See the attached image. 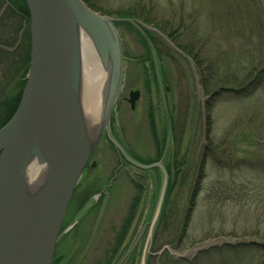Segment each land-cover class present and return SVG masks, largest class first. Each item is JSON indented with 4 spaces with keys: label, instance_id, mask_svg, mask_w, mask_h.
Listing matches in <instances>:
<instances>
[{
    "label": "rangeland",
    "instance_id": "1",
    "mask_svg": "<svg viewBox=\"0 0 264 264\" xmlns=\"http://www.w3.org/2000/svg\"><path fill=\"white\" fill-rule=\"evenodd\" d=\"M94 1L110 10H129L134 15L129 19L147 26H154L144 22L147 17L160 23L172 22L177 32L175 42L187 45L189 54L195 52L208 90L221 91L208 102L198 100L183 58L154 33H148L154 46L150 53L140 30L127 22L114 23L123 66L110 132L132 155L157 160L168 126L163 94L172 119L166 151L178 167L171 169L170 194L165 198L152 250L169 243L182 251L206 237L226 235L264 239V0H231L226 21L224 15L213 12L223 7H217L220 1L226 0ZM179 21L180 28L175 25ZM20 28V17L6 13L0 20V42L12 46ZM29 47L27 25L16 52L0 51L2 102L13 105L25 83ZM154 62L163 78L160 87L149 75ZM132 89L140 92L134 109L125 99ZM201 106L209 121V154L202 147ZM8 112L7 107L0 108V117ZM90 155L95 165L87 163L68 202L52 264H105L134 201V215L118 251L122 257L137 240L133 257V264H137L160 188L159 173L155 178L151 172L127 165L104 134ZM119 163L123 166L117 172ZM198 182L199 191L191 198ZM104 200L108 205L97 230L94 222ZM254 245L231 248L222 244L197 253L191 260H172L164 253L160 264H264L260 263L264 250ZM155 263L154 257L148 259L147 264Z\"/></svg>",
    "mask_w": 264,
    "mask_h": 264
},
{
    "label": "water",
    "instance_id": "2",
    "mask_svg": "<svg viewBox=\"0 0 264 264\" xmlns=\"http://www.w3.org/2000/svg\"><path fill=\"white\" fill-rule=\"evenodd\" d=\"M24 1L29 14V65L19 103L0 128V264H51L67 204L102 132L127 163L137 169L157 168L160 172V188L139 264H145L149 254L160 256L164 251L175 259L191 260L197 253L222 244L264 245V239L218 236L196 242L182 251L164 245L150 253L168 175L162 159L150 164L139 163L125 153L110 133V116L122 76V54L114 23L128 22L157 34L170 49L186 58L197 99L205 101L210 95L202 97L193 61L155 28L135 19L102 15L83 0ZM78 30L88 35L102 66L108 71L100 101V121L92 140L84 131L77 94L80 80ZM138 96L137 90L129 91L127 101L131 109ZM201 110H204L202 106ZM32 161L43 166L44 175L42 184H35L30 194L26 180ZM101 215L102 211L95 228Z\"/></svg>",
    "mask_w": 264,
    "mask_h": 264
},
{
    "label": "trees",
    "instance_id": "3",
    "mask_svg": "<svg viewBox=\"0 0 264 264\" xmlns=\"http://www.w3.org/2000/svg\"><path fill=\"white\" fill-rule=\"evenodd\" d=\"M7 3H8V5L10 6V8H7L6 9V13H8V12H10V13H12V15H14V17H20V19H21V24H22V20L23 19H25V18H28V11H27V8H26V5H25V2H24V0H5ZM91 9H93L94 11H97V12H99L100 14H102V15H107V16H123V17H125V18H128V17H134V15H133V13L132 12H129V10H119V9H117V10H110V9H108V8H105L104 6H102V5H98L97 3H96V1H94V0H92V2L90 1V0H83ZM230 1L231 0H226L225 2H222V1H220L219 3H218V5L219 6H217V7H220L221 5H223V7H221L220 9H214V14L215 15H224L226 18H224L225 19V21L227 20V16H228V14L231 12V7H230V5H231V3H230ZM1 3H2V1H1ZM221 4V5H220ZM141 17V16H140ZM169 17H171V14L169 15ZM144 20V22H146L147 23V21L149 22L148 24H153L154 26H152L153 28H155V29H157V30H159L160 32H162L178 49H180L185 55H187L192 61H193V65H194V69H195V71H196V74H197V76H198V83H199V85L202 87V90H203V94L204 93H206L205 95L206 96H208V95H210V97L207 99V102L212 98V97H214V96H216V95H218L219 94V92H221L220 90L218 91V93L215 91L214 92V89L213 90H208V84L207 83H205V81H204V79L202 78L203 77V73H202V69H199V67H200V62H199V60L197 59V57L195 56L196 54H195V52L193 53V55H191V54H189V49L187 48L188 46L186 45V46H181V45H179V44H177L176 42H175V37H177L176 35H177V32H175L174 31V28L172 27V22H169V21H167V20H164V22L163 23H160L159 21H157V20H155V18H153V19H151V18H146V19H143ZM168 22L170 23V25L168 24ZM164 23H167L166 25L164 24ZM130 24V23H129ZM132 25V24H131ZM175 25L178 27V28H180V25H181V22L179 21L178 23H175ZM132 27L135 29L136 27L134 26V25H132ZM137 29V28H136ZM135 29V30H136ZM139 33V32H138ZM144 33L145 34H142L143 35V39H145V41H146V43H147V45H148V48H149V50H150V53H151V48H154V46H153V44L151 43V38H150V36H148L149 34L148 33H154L153 31H150V30H144ZM139 34H141V32L139 33ZM155 34V33H154ZM157 35V34H156ZM159 37V36H158ZM163 41V40H162ZM206 41V40H205ZM164 42V41H163ZM165 43V42H164ZM166 44V43H165ZM150 45H151V47H150ZM166 46L169 48V46L166 44ZM170 49V48H169ZM171 51H173L172 49H170ZM174 52V51H173ZM176 53V52H175ZM178 54V53H177ZM179 55V54H178ZM181 58H183L186 62H187V60H186V58H184V57H182L181 55H179ZM24 58L27 60V58L25 57V55H24ZM187 66H188V62H187ZM253 68V67H252ZM149 70H150V72L151 73H149V75L152 77V80L153 79H155V81H156V83L158 84V82H157V78H156V73H155V70H154V66L153 65H151L150 66V68H149ZM146 74H148V73H146ZM148 76V75H147ZM161 77V82H162V80H163V78H162V76H160ZM246 77L247 76H245V77H241V81H244V80H246ZM237 79V78H236ZM229 81H231V80H229ZM232 83H234L233 81H231ZM218 84L220 83L219 81L217 82ZM148 86H149V84H148ZM22 87L23 86H21V88H20V90H19V92H18V94L15 96V103L12 105V104H10V102H8V101H4V102H2V100L0 99V108H2V107H7V108H9L8 109V114H6L5 115V117H0V127L10 118V116L12 115V113H13V111L15 110V108H16V106H17V104H18V101H19V98H20V95H21V89H22ZM208 90V91H207ZM213 93V94H212ZM196 95V94H195ZM164 97V100H165V95L163 96ZM197 97V96H196ZM10 101V100H9ZM206 103V102H205ZM164 105H165V108H166V120H167V124L168 123H170L169 125H170V133H169V130H168V126H167V130H166V138L164 139V141H163V145L159 148V153H158V157H157V159L161 156V154H162V152H163V150H164V146L167 144L166 142H167V138H168V134H172V130H171V126H172V124H171V122H172V119H171V117L169 116V114H168V110H167V105H166V103H165V101H164ZM5 113V112H4ZM200 113H201V128H202V136H203V140H202V144H203V150H205L204 151V153H206V154H209L210 153V151H211V148H209V145H208V140H207V126H208V124H209V121L207 120V118H206V112H205V107H204V110H203V112H202V110H200ZM4 115V114H3ZM2 115V116H3ZM153 122V121H152ZM168 140H171V136H169V139ZM168 151V150H167ZM166 151V156H165V162H164V165H165V169H166V171H167V174H168V184H167V189H166V192H165V196H164V200H163V203H162V207H161V210H160V215H159V217H158V221H157V224H156V227H155V230H154V233H153V237H152V240H151V252H153V250H152V244H153V238H154V236H155V233L157 232V229L159 228V222L161 221V217L163 216V212H162V210H163V205H164V203H165V198L166 197H168L169 196V194H170V188H171V181H172V173H171V169H173L175 166H176V160H175V158H172V159H170V151H168L167 152ZM201 152V151H200ZM204 153H201V155H204ZM136 157V156H135ZM138 157H136V159H137ZM167 159H170L171 161L170 162H166L167 161ZM199 159V158H198ZM156 159L154 158V159H149V160H142V159H140V158H138V161H140V162H143V163H151V162H153V161H155ZM177 167L178 166H176V169H177ZM154 173H155V178H156V173H157V171L155 170V169H153L152 170ZM180 173V172H179ZM197 186V187H196ZM196 188L197 189H195L194 191H193V194H192V196H191V198H193V197H195L196 195H197V193H198V191H199V182L196 184ZM197 192V193H196ZM192 201H193V199H191ZM135 204H136V201H134V203H133V205H132V210L130 211V213H129V216L128 217H126V219H125V221H124V224H123V227L122 228H120V230L121 231H119V233L117 234V236H116V242L113 244V247H112V249L110 250V254L107 256L108 258H107V260H106V262H105V264H133L134 262H133V257H134V254H135V250H136V247H137V241H136V243L132 246L131 245V247L129 246V248H127V251H126V253L122 256V257H120V251H118V248H121V246H122V244H123V241H124V239H125V237H126V234H127V230H128V226H129V224H130V222H131V219H132V217H133V215H134V206H135ZM191 204L193 205V202H191ZM107 205H108V201H107ZM107 205H106V207H107ZM106 210V209H105ZM105 210H103V213H102V215L100 216V219H99V222H98V224H97V226H96V228H97V230H98V228H99V225L101 224V222H102V220H103V217H104V215H105ZM97 218V217H96ZM184 229V228H183ZM97 230H96V233H97ZM251 234H254V233H251ZM226 236H230V235H226ZM208 237H206L205 239H207ZM205 239H203V240H205ZM203 240H201V241H203ZM194 244V243H193ZM192 244V245H193ZM165 245H168V246H170L171 248H173V249H175V247H173L171 244H165ZM192 245H190V246H192ZM238 245H240V244H238ZM242 246H249L250 244H241ZM164 246V245H163ZM237 245H234V246H232L231 248H233V247H236ZM254 246H257L258 248H260V249H263L264 250V245H257V244H255ZM162 247V246H161ZM142 249V248H141ZM160 249V248H159ZM212 248H210V250H211ZM208 250H206V251H202L201 253L199 252V254H202V253H206ZM141 253V252H140ZM164 253H166L169 257H171L172 258V260H178V259H182V258H177V259H175V258H173V256L172 255H170L167 251H164L160 256H158V257H156V256H151V255H149L148 257H147V260H146V264H147V262H148V259H150V258H155L156 259V261H157V264H160V258H161V256L164 254ZM198 254V255H199ZM119 255V258H117V256ZM127 255V256H126ZM125 256H126V258H125ZM115 260H117V262H115L114 263V261ZM139 260H140V256H139ZM139 260H138V263L137 264H139ZM184 260H187V259H184ZM264 261V259H262L261 261H260V263H262ZM103 262V261H102ZM100 263V264H103V263ZM96 264V263H95ZM156 264V263H155Z\"/></svg>",
    "mask_w": 264,
    "mask_h": 264
},
{
    "label": "bare ground",
    "instance_id": "4",
    "mask_svg": "<svg viewBox=\"0 0 264 264\" xmlns=\"http://www.w3.org/2000/svg\"><path fill=\"white\" fill-rule=\"evenodd\" d=\"M79 70L78 101L86 137L93 139L100 121V101L106 86L108 71L104 69L88 35L78 30ZM26 190L32 194L35 184L43 182V166L30 162ZM34 182L29 184L28 182Z\"/></svg>",
    "mask_w": 264,
    "mask_h": 264
},
{
    "label": "flooded vegetation",
    "instance_id": "5",
    "mask_svg": "<svg viewBox=\"0 0 264 264\" xmlns=\"http://www.w3.org/2000/svg\"><path fill=\"white\" fill-rule=\"evenodd\" d=\"M2 1V6L0 7V20L3 18V16L4 15H6V9L7 8H10V6L7 4V2L5 1V0H1ZM26 30H27V18H25V19H23L22 20V24H21V28L19 29V31H18V36L20 37L12 46H7V45H5V44H2L1 42H0V51H3V52H7V50L6 49H8V52H10V53H14V52H16L18 49H19V47H20V45H21V39H22V37L24 36V33L26 32ZM18 38V37H17ZM21 81H22V79H21ZM126 99V98H125ZM9 109V108H8ZM104 136H105V138H106V140L109 142V140L107 139V137H106V135L104 134ZM114 136V135H113ZM115 137V136H114ZM116 138V137H115ZM117 139V138H116ZM118 140V139H117ZM119 141V140H118ZM110 143V142H109ZM111 144V143H110ZM112 145V144H111ZM122 146V145H121ZM125 150V149H124ZM118 152V151H117ZM125 152H126V154L128 155V156H130V157H132V158H134V159H136V157L134 156V155H132L131 153H129V152H127L126 150H125ZM118 154H120L119 152H118ZM119 157H121V160H123L125 163H127L126 161H125V159L122 157V155L120 154V156ZM136 160H138V158L136 159ZM89 164L93 167L94 165H95V162H94V159L92 158V156L90 157V159H89ZM128 165V164H127ZM117 166H119L118 167V169L116 170L117 172L118 171H120L121 170V167L123 166V164L121 163H119V165H117ZM86 167H87V165H86ZM120 168V169H119ZM113 182V177H112V180H111V183Z\"/></svg>",
    "mask_w": 264,
    "mask_h": 264
},
{
    "label": "clouds",
    "instance_id": "6",
    "mask_svg": "<svg viewBox=\"0 0 264 264\" xmlns=\"http://www.w3.org/2000/svg\"><path fill=\"white\" fill-rule=\"evenodd\" d=\"M28 183H29L30 185H31V184H34V182H31V181H29ZM32 190H35V187H33Z\"/></svg>",
    "mask_w": 264,
    "mask_h": 264
}]
</instances>
